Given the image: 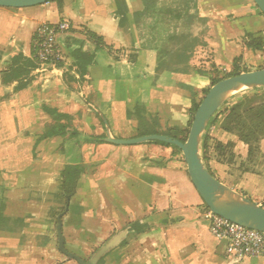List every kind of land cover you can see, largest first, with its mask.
Listing matches in <instances>:
<instances>
[{
	"label": "crops",
	"instance_id": "1",
	"mask_svg": "<svg viewBox=\"0 0 264 264\" xmlns=\"http://www.w3.org/2000/svg\"><path fill=\"white\" fill-rule=\"evenodd\" d=\"M240 2L196 0L192 29L168 17L139 18L142 0H124L121 25L115 0L0 7V208L7 220L0 225V264H26L12 260L9 250L24 255L26 235L36 232L32 219L9 215L10 202L21 199L12 193L61 185L66 166L82 172L68 217L82 227L85 217L99 215L110 231L128 230L126 243L108 254L106 264H264L262 257L227 256L225 243L210 235L206 207L172 147L105 141L106 126L112 138L124 140L145 130L175 131L188 120L191 90L205 88L214 68L225 71L240 55L244 61L264 56L242 44L246 34L264 40V28L245 29L251 6ZM60 21L70 29L57 38L58 65L40 67L35 32ZM173 30L179 39L170 43ZM78 52L88 57L79 59ZM12 69L18 78L12 79ZM48 110L67 117L61 121L65 138L39 140L55 123ZM244 147L237 143L233 163L217 167L220 177L211 172L264 208V165L246 166Z\"/></svg>",
	"mask_w": 264,
	"mask_h": 264
},
{
	"label": "rangeland",
	"instance_id": "2",
	"mask_svg": "<svg viewBox=\"0 0 264 264\" xmlns=\"http://www.w3.org/2000/svg\"><path fill=\"white\" fill-rule=\"evenodd\" d=\"M251 2V3H249ZM241 6L244 4H250L251 10L249 14H246L242 22L245 26V29H262L264 28V16L259 14L258 9L252 1L241 0ZM174 5H179L175 3ZM232 17V16H231ZM193 16L188 14L187 23L192 22ZM239 21H237V24ZM245 38V35H244ZM242 37V44H245V39ZM232 47H230L231 49ZM238 70L242 73L255 71L258 69L264 68V56L261 59L254 58L251 56L247 60H241L237 63ZM232 67H228L225 71H219L214 68L211 76H206L208 79L207 86L203 89H194L192 91L191 100L192 102L199 101L203 96V90L211 88L212 81L216 78H227V76L232 72ZM237 102H242L246 108H256L264 104V88L256 90H245L240 93L233 95L229 98L224 104L220 107L218 112L213 116L211 121L206 126L204 131V139L207 141V153L206 158L208 159L207 166L210 171H212L216 177H220L217 167L219 165H226L219 163L218 155L220 152L216 150L217 143L220 142L222 145H226L228 142L234 143L235 147L238 141V135L236 133H226L223 130L222 122L223 118L219 114L225 108L233 106ZM192 104L189 109L188 120L185 125L181 124L175 128V131H162L163 133L170 134L175 133L178 137L183 138L188 135L192 120L193 113L191 111ZM247 123V120H245ZM203 137V136H202ZM202 143V140H201ZM243 144V143H242ZM244 145V144H243ZM247 150V146L244 145ZM235 150V148H234ZM177 158L180 163L186 167L183 159L182 152L176 151ZM235 155V153H234ZM225 157V158H224ZM221 160H227V155L225 154ZM245 164H254L253 166L264 165V131L258 137V141L253 143V153L252 156L248 159L247 154H245ZM233 163V162H232ZM258 167V168H260ZM25 182L17 183V188H21ZM39 185V184H38ZM40 187V186H39ZM33 187L27 186L22 189L19 194L12 193L11 198H17L18 196L21 199H14L10 202L9 215L12 218L22 217L21 220L29 218L33 222L34 232L31 236H27V246L25 254L20 257L15 253L16 250L11 248L9 251L11 254L10 258L12 260H27L26 264H77L74 261H70L62 256L57 250V238L55 233L56 228V216L63 212V209L66 204V198L61 195L60 183L58 185L53 184L48 191L42 192L32 190ZM69 214V213H68ZM66 214L62 218V234L65 239V247L69 252L75 253L80 256L83 260H88L95 251L102 246L109 238L117 234V230H109L110 227L105 224H101L99 215H93L94 217H85L83 221V226L79 227L77 221H72V217H68ZM13 220V219H12ZM8 224V227H14L13 221ZM76 222V223H74ZM109 224L112 222H108ZM109 230V231H108ZM105 260V263L106 264Z\"/></svg>",
	"mask_w": 264,
	"mask_h": 264
},
{
	"label": "water",
	"instance_id": "3",
	"mask_svg": "<svg viewBox=\"0 0 264 264\" xmlns=\"http://www.w3.org/2000/svg\"><path fill=\"white\" fill-rule=\"evenodd\" d=\"M50 1L52 0H0V7L22 9L43 5ZM251 1L264 16V0ZM258 88H264V68L241 73L216 83L208 90L195 111L184 143L164 135L141 136L128 140L116 139L110 136L108 126H106L107 138L105 141L114 145L161 142L178 148L182 152L189 180L207 209L232 223L264 233V208L214 178L206 170L200 157V144L206 126L224 102L237 93ZM104 123L106 124L105 121ZM69 201L70 198L67 197L63 212L56 216L57 250L66 259L77 264H98L101 259L125 241L128 230H122L113 235L88 260H83L65 247L62 218L69 211Z\"/></svg>",
	"mask_w": 264,
	"mask_h": 264
},
{
	"label": "trees",
	"instance_id": "4",
	"mask_svg": "<svg viewBox=\"0 0 264 264\" xmlns=\"http://www.w3.org/2000/svg\"><path fill=\"white\" fill-rule=\"evenodd\" d=\"M144 3V10L142 13L138 14L137 16L140 18H154L155 20L163 19L168 17L172 20H175L176 22L182 21V23H185V25L192 29L193 23H187V17L188 14H191L194 17H196V0H142ZM50 2H59V0H52ZM117 4V15L120 18V25L121 22L126 20V11L120 10V5L124 4V0H115ZM175 3L179 5H174ZM159 25V24H158ZM154 26L156 29L158 27ZM146 30V28H144ZM89 33V37L97 43V47L103 46L102 39L97 37L93 33ZM169 40L170 43H173L179 39L177 37L176 31L173 30L171 34H169ZM245 47L248 50H251L252 52H264V40L259 37H254L252 34H246L245 35ZM80 56H78L79 59H81V56H84L85 54H82L78 52ZM85 57H88V55ZM90 57V56H89ZM242 60V56L235 57L232 62V72L227 76V78L235 77L240 75L242 72L238 70L237 63ZM90 63V62H88ZM85 64L82 68V74L85 73ZM56 65H58V62H55ZM36 67V66H33ZM16 76L12 79L18 78V75H20L18 70L11 71ZM227 78H216L212 81V84L210 87L214 86L216 83H218L221 80L227 79ZM210 88L203 90V96L200 98L199 101L192 102L191 111L194 115L195 111L197 110L199 104L201 103L203 97L207 94L208 90ZM263 89V88H258ZM256 90V89H253ZM218 112V111H217ZM48 113L54 117L55 123L54 126L48 130L45 134H43L39 140H45L50 139L53 137H61L65 138L67 135L66 129L67 125H62L61 121L66 120L67 117L61 114H58L56 111L48 110ZM219 114L223 118L222 126L223 130L226 133H236L238 135V141L246 145L247 148V158L249 159L252 156L253 153V143L258 141L259 135H261L264 131V104L257 106L256 108H246L244 107V104L242 102H237L233 106L229 108H225L222 112H219ZM247 120V123L245 122ZM172 131V130H169ZM75 133H70L68 137L71 139L75 138ZM149 135H164L168 136L172 139L178 140L179 142L184 143L186 140V135L181 138L178 137L175 133L166 134L163 132H159L157 130L151 129V130H145L143 132H140L138 134L139 137L141 136H149ZM158 144L161 146L166 147H172L174 150L179 151L180 150L172 145H168L161 142H149ZM234 148L235 144L228 142L226 145H222L220 142L217 143L216 150L220 152V157L218 159L219 163L230 165L235 159L234 155ZM207 141L204 139V135L202 137V143L200 144V157L202 160V163L206 170L214 177L213 173L210 171L209 167L207 166L208 159L206 158L207 153ZM227 155V160H221L224 155ZM225 158V157H224ZM81 169L79 166H66L64 170L61 173V195L62 197H73L76 193V187L78 184V181L80 179L81 175ZM215 178V177H214ZM64 210V209H63ZM7 220L2 215V209L0 208V225L6 224ZM126 240L121 244H125ZM108 256V255H107ZM106 256V257H107ZM101 259L98 264H104L105 258Z\"/></svg>",
	"mask_w": 264,
	"mask_h": 264
},
{
	"label": "built area",
	"instance_id": "5",
	"mask_svg": "<svg viewBox=\"0 0 264 264\" xmlns=\"http://www.w3.org/2000/svg\"><path fill=\"white\" fill-rule=\"evenodd\" d=\"M69 29V23L66 21L42 24L37 28L34 49L35 58L40 67H47L60 60L57 38ZM204 218L207 221L210 235L218 242L225 243L227 256L235 259L264 258V233L232 223L215 215L207 208H205Z\"/></svg>",
	"mask_w": 264,
	"mask_h": 264
}]
</instances>
